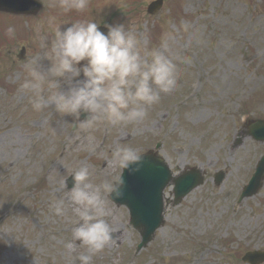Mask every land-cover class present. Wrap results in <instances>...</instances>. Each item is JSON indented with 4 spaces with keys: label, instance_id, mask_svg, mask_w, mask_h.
<instances>
[{
    "label": "rangeland",
    "instance_id": "obj_1",
    "mask_svg": "<svg viewBox=\"0 0 264 264\" xmlns=\"http://www.w3.org/2000/svg\"><path fill=\"white\" fill-rule=\"evenodd\" d=\"M40 1L43 8L27 17L0 15V264H68L69 254H88L79 241L66 247L76 212L59 181L84 165L94 183L119 177L110 162L117 143L139 155L158 143L156 154L175 176L197 167L204 181L175 206L172 186L165 188L163 224L138 252L127 209L108 199L115 244L94 254L92 264H249L241 259L247 251L264 250V181L239 200L264 153V142L248 134L249 122L264 119V0H164L153 16L146 13L153 0H90L83 13ZM49 17L135 26L149 48L189 22L178 41L188 62L178 64L176 88L139 123L87 128L52 109L37 112L18 89ZM8 24L16 27L14 39L4 33ZM218 171L224 177L216 183ZM56 198L65 199L67 216L51 210Z\"/></svg>",
    "mask_w": 264,
    "mask_h": 264
},
{
    "label": "clouds",
    "instance_id": "obj_2",
    "mask_svg": "<svg viewBox=\"0 0 264 264\" xmlns=\"http://www.w3.org/2000/svg\"><path fill=\"white\" fill-rule=\"evenodd\" d=\"M89 2L52 0L50 6L58 7L62 13H83ZM47 23L48 31L39 40L40 52L25 64L28 75L18 90L29 97L35 111L52 109L63 117H76L87 128L97 123L124 126L146 120L161 94L176 88L178 64L188 62L178 41L182 33L190 32L189 22H182L175 31L163 32L159 46L152 48L135 26L126 27L124 23L94 19L58 22L56 17H49ZM4 33L14 39L16 27L8 24ZM110 162L124 170L139 165L141 156L135 147L117 143L110 151ZM69 176L73 182L70 189L66 185ZM59 184L67 189V201L76 212L66 247L72 250L79 241L88 253L75 258L69 254L68 264H75L77 259L80 264H92L94 254L115 244L106 202L110 194H121L123 180L113 177L94 183L89 166L84 165L69 170ZM50 208L57 216L68 215L63 198L50 202Z\"/></svg>",
    "mask_w": 264,
    "mask_h": 264
},
{
    "label": "water",
    "instance_id": "obj_3",
    "mask_svg": "<svg viewBox=\"0 0 264 264\" xmlns=\"http://www.w3.org/2000/svg\"><path fill=\"white\" fill-rule=\"evenodd\" d=\"M162 0H156L148 6V12L153 13L160 8ZM41 4L36 0H0V9L16 13H28L38 10ZM102 31L106 29L101 27ZM252 135L257 140H264V121H259L252 126ZM139 165L124 169L120 178L121 194L110 199L116 204H124L130 215V222L140 229L142 242L138 249L144 246L152 237L154 230L162 222V190L169 182L171 175L164 161L152 154H143ZM264 176V155L257 163L256 171L251 180L243 189L242 196L256 192ZM201 182L198 171L187 172L174 179L175 202H178L186 193ZM245 260L251 263L254 260L264 261V252H250ZM253 264V263H252Z\"/></svg>",
    "mask_w": 264,
    "mask_h": 264
}]
</instances>
